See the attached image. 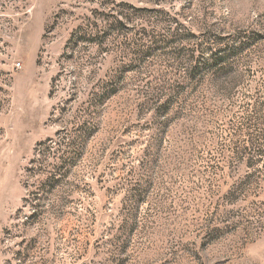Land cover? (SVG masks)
Listing matches in <instances>:
<instances>
[{
  "label": "rangeland",
  "instance_id": "rangeland-1",
  "mask_svg": "<svg viewBox=\"0 0 264 264\" xmlns=\"http://www.w3.org/2000/svg\"><path fill=\"white\" fill-rule=\"evenodd\" d=\"M0 264H264V0H0Z\"/></svg>",
  "mask_w": 264,
  "mask_h": 264
},
{
  "label": "trees",
  "instance_id": "trees-1",
  "mask_svg": "<svg viewBox=\"0 0 264 264\" xmlns=\"http://www.w3.org/2000/svg\"><path fill=\"white\" fill-rule=\"evenodd\" d=\"M229 67V66H228ZM228 67H220V68H216L217 69V72H220L219 74H217V76L218 75H222L223 76V74H226L227 72H229V71H231V69L230 68H228ZM199 70V68H197V71ZM220 76H218V77H220ZM233 85H234V83L235 82H231ZM114 91V90H113ZM112 91V92H113Z\"/></svg>",
  "mask_w": 264,
  "mask_h": 264
}]
</instances>
